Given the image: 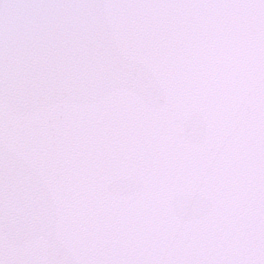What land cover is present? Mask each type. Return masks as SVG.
I'll return each mask as SVG.
<instances>
[{
  "label": "snow or ice",
  "instance_id": "6c2138e0",
  "mask_svg": "<svg viewBox=\"0 0 264 264\" xmlns=\"http://www.w3.org/2000/svg\"><path fill=\"white\" fill-rule=\"evenodd\" d=\"M0 264H264V0H0Z\"/></svg>",
  "mask_w": 264,
  "mask_h": 264
}]
</instances>
